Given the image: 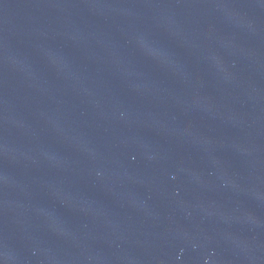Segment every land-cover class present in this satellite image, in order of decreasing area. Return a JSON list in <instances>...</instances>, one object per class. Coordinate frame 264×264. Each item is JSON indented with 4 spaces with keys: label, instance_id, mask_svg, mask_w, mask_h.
<instances>
[{
    "label": "water",
    "instance_id": "1",
    "mask_svg": "<svg viewBox=\"0 0 264 264\" xmlns=\"http://www.w3.org/2000/svg\"><path fill=\"white\" fill-rule=\"evenodd\" d=\"M0 264H264V0H0Z\"/></svg>",
    "mask_w": 264,
    "mask_h": 264
}]
</instances>
